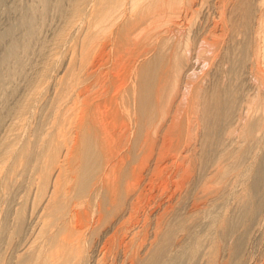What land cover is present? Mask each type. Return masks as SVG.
Returning a JSON list of instances; mask_svg holds the SVG:
<instances>
[{"label":"bare ground","instance_id":"1","mask_svg":"<svg viewBox=\"0 0 264 264\" xmlns=\"http://www.w3.org/2000/svg\"><path fill=\"white\" fill-rule=\"evenodd\" d=\"M37 1L40 22L34 24L29 8L26 34L37 42L46 10L54 7L64 26L41 64L66 61L49 101L45 72L29 81L0 135V244L10 240L11 227L21 238L35 216L37 235L16 252L17 264H189L202 240L189 246V261L169 253L174 230L188 228L184 216H217L216 199L238 178L245 196L264 193V154L256 155L264 146V0ZM204 5L221 28L198 24ZM112 54L120 56L112 67L129 63L125 81L108 71ZM250 54L263 66L248 77ZM242 76L250 87L243 95ZM247 161L254 166L241 173ZM22 188L30 197L19 195L9 211ZM78 191L88 198L86 211L96 209L91 217L84 202L74 203ZM192 201L195 207L206 201L207 208L192 211ZM253 201L242 205L244 218L254 220L264 197ZM220 224L219 239L236 226ZM97 227L104 238L99 249ZM112 230L115 239L107 237ZM240 237L229 264H243ZM204 255L206 264H219L215 251Z\"/></svg>","mask_w":264,"mask_h":264},{"label":"rangeland","instance_id":"2","mask_svg":"<svg viewBox=\"0 0 264 264\" xmlns=\"http://www.w3.org/2000/svg\"><path fill=\"white\" fill-rule=\"evenodd\" d=\"M204 6L205 7L202 6L203 9L202 7H199L200 8L199 12L201 13V15L199 13L200 16L198 15L199 18L197 17L198 24L202 26L209 25L211 27L212 25L214 26L216 25L219 28H221L220 27L221 24L218 21V19L216 20L212 12L213 10L210 8V6L208 5H204ZM207 6L209 8H207ZM31 7L33 10L30 16L32 17L33 19L32 21L34 22V24H36L40 22L39 17H38L39 15L38 12L40 11V8H41L37 0H0V135L3 132H5V129L9 126L13 118L14 110L17 104L22 99V96L25 94L26 90H28L29 81L33 80L38 73L42 71L45 72V74L47 75V81H43L41 85H42L43 90H45L47 101H49L48 99H50L53 94V85L55 82L54 80H56V78L60 77V75L62 74L61 70L64 67L63 64H65L64 61H66V59L62 61V60H59V58H55L52 61H45L44 65L41 64L42 57H43L42 54L44 52L47 53L49 50H51V54H52L54 51V48L57 46L56 43L58 42V38H59V36H57V32L64 26V23L59 13L57 12V10H55L54 7L50 6L48 10H46L45 17H44V23L40 30L38 41L32 42L29 40V37L26 34L25 28L23 26L24 19L28 15V11H29L28 9ZM180 20H182L183 22V19H180ZM214 23H217V24H214ZM69 26L70 27L66 29V33L73 30L74 26H71V25ZM43 43L45 45L41 46ZM70 44H72V42ZM26 45L28 46V52L23 53V49ZM13 51L15 55H13L11 58L9 55ZM239 53H240L239 49L236 46L233 47L231 58L232 57L234 59L237 58L239 56ZM8 56H9V60H8ZM6 58H7V62H5ZM113 58H115L116 61H119L120 56H117L116 54L114 55L112 54L110 56L109 64H108L109 73L119 77L120 81H125L127 72L129 71L128 68H130L129 63L128 64L125 63V65H123L122 62L120 63L117 62L115 66L112 67L111 63L113 61ZM255 59H258L255 54H250L248 57V61L246 65L247 67L248 65H251L249 67L253 69V70L252 69L249 70V68L245 69L244 71L246 73L245 75L248 77H251L250 74H253V73L256 75L255 72L258 71L257 69L263 66L259 59L256 62H255ZM228 61L229 63L225 62V64L227 67L230 66L231 68L233 60L229 59ZM9 71L16 72L18 74L15 77V79L8 78L7 73ZM248 71L249 72L251 71V72L249 73ZM224 80L226 79L225 78L222 79L223 83H225ZM246 82L248 81H243V76L238 81L239 86L242 85V88L239 90L240 94L242 95L244 94V93H241L243 92V88L247 90L249 87L248 83ZM243 85L245 86L243 87ZM255 85L257 86V84ZM246 90L244 91L246 92ZM242 95L240 96V100L242 99ZM244 100L245 99L243 98L242 101H240L241 103H243L242 105H244L245 102L247 103V100L246 101ZM256 101L257 100H255L254 102ZM39 104L40 106H43L45 102L40 101ZM243 121H245L244 118L242 122ZM236 133H238V131L236 132L234 131L233 137L237 136ZM263 154H264V146L256 151V155L258 156L263 155ZM253 166H254V162L249 163V161H247L243 165V170H240V171L242 173L243 171H245V169H248V168L252 169ZM218 171L220 172L221 170L219 169ZM239 179L240 178L234 181H230L225 191H223L221 195L222 197L218 196V198L216 199V205H219V212L217 216L210 218L207 212L205 214L201 213L195 216L186 215L183 217L181 223H184L188 228L186 230L182 228H177L174 230V233L172 235V241H171L172 245L174 246L169 251V253H171V255L175 257L174 258V260L176 259L175 261H177L178 258L181 259L183 257H186L185 261L187 260L189 261L190 256H186L189 253L188 252L189 246L193 243V241L200 239L203 241L201 249L199 253L197 254V256L189 261V264H206L205 262L206 258H205L204 253L207 251H211V250L217 253L219 264H229L231 256L229 255L228 252L231 246L233 245L234 240L237 238L239 234V236L241 235V237L244 238V239L243 238L241 239V242H242L241 247L243 246L241 250L243 264H259L258 261H260V264H264V258H263L264 257L263 256L264 255V222H263L264 221V201L261 202V204H259L260 208L257 214L254 216V220L252 219L253 216L251 217V219H249L250 217L248 219L244 218L243 217L244 211L242 209L243 207L242 205L248 202L253 203L254 198L259 197V196L264 197V193L263 194L258 193L256 196H253V195L250 196L247 193V195L245 196L246 193L244 192L245 193L244 194L242 191L244 187L240 188L242 180H239ZM27 188L26 189L22 188V190L20 191H22L23 194L22 192L19 191L17 193L18 196L15 197V200L14 198L12 199V203L10 204L13 207L9 205L10 206L9 211L13 212V209L16 208L15 206L22 200L20 198L17 199L19 195L20 196L22 195L21 198H23L25 197L23 195L26 194V197H25L26 199L30 197L29 196L30 191L28 192L29 189L27 190ZM23 190H26V191H23ZM77 193H79V191L73 193V195L75 194L74 196H76ZM73 195H71L72 198H73ZM80 196L81 194H77L78 200L75 201L74 203L81 204L84 202L83 205L85 206V208L89 206V203H87L88 204L87 206L85 205L86 203L85 201L88 198L83 197V199H85L83 200L81 199ZM79 198L81 199L80 203H78ZM73 199L76 200V198H73ZM89 201L90 200H88V202ZM14 202H17V204L16 205L13 204ZM192 202H193L191 204L192 207L190 205V209H192V211L198 210L199 212V210H204L207 208V206L205 207V205L207 204L206 201H202L200 207H195L193 205L194 201ZM203 203H205V205ZM81 208L76 206L75 210L77 209L78 212H80ZM193 208H196V209L193 210ZM88 209L90 208L88 207ZM88 209L86 208L83 211L87 212L86 210ZM95 210L96 209L93 208V210L91 209L89 211H95ZM88 212L87 214L90 215L88 217H91L90 213L92 214L95 213V212H89V213ZM102 214L105 216L104 212L101 213V215ZM11 217L12 216L8 217L9 219V222L7 220L8 226H13V224L10 225V223L13 222L10 220ZM33 217H34V220L32 221ZM33 217L31 218V220L29 219L30 222L27 219V223L23 228V234L21 238L15 237V233L13 232L15 230L14 227H11L12 229L8 228L7 234L10 236V240L2 242V244L6 243V245L0 244L1 245L0 246L1 247L0 248L1 250L0 258L3 259L2 257H4L5 259H7L8 264H13L14 263L13 261H15L16 263V259H14L16 255L18 253L21 254V252L27 249V245H25L27 244L26 241L29 243V240L33 241L34 238L36 237L38 227L35 225L36 224L35 216ZM242 218H244V220H242ZM222 219H227L235 223L236 226L232 230V232H230L226 237L219 239L217 238V234L221 229L220 222ZM240 219L245 224V227L243 225L244 227L242 228L243 230L239 228L238 223ZM245 219L247 220L245 221ZM248 220H250V222ZM97 228L99 230L96 229L95 234L97 232H100L102 229V227L101 228L97 227ZM113 233H114L113 230L110 231L107 234V237L115 239V236L112 235ZM32 237L34 238L31 239ZM100 237L101 236L99 234L98 235V240H99L98 249H99V246L102 244V242H104L102 241L104 238H100ZM7 242L9 244L11 243L10 244L11 249L8 248L9 245L7 244ZM22 244L26 246L25 247L26 249L23 247L24 245ZM261 257L263 260L261 259ZM11 258L13 259V261L11 260ZM90 264H94V263H90ZM104 264H110V260ZM112 264H120V262L115 261ZM173 264H176V263H173ZM178 264H182V263H178Z\"/></svg>","mask_w":264,"mask_h":264}]
</instances>
